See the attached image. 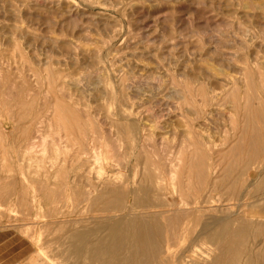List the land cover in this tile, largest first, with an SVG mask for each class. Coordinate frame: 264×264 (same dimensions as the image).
Wrapping results in <instances>:
<instances>
[{
	"label": "rangeland",
	"instance_id": "1",
	"mask_svg": "<svg viewBox=\"0 0 264 264\" xmlns=\"http://www.w3.org/2000/svg\"><path fill=\"white\" fill-rule=\"evenodd\" d=\"M246 82L264 96V0H0V264H88L107 233L95 201L119 185L171 195L174 168L190 194L217 168L227 186L245 156L232 151ZM192 158L211 168L208 181L189 172ZM245 169L243 187L251 173L263 197L264 160ZM225 203L215 199L218 215ZM234 254L229 264H245Z\"/></svg>",
	"mask_w": 264,
	"mask_h": 264
},
{
	"label": "bare ground",
	"instance_id": "2",
	"mask_svg": "<svg viewBox=\"0 0 264 264\" xmlns=\"http://www.w3.org/2000/svg\"><path fill=\"white\" fill-rule=\"evenodd\" d=\"M255 3L256 2L254 1V5L256 6L257 4ZM247 85L248 93L246 97H243L245 100L243 101L239 98L243 101H240L241 105L239 106L242 114V117L239 116V118L241 117L243 126L241 138L239 141H237L238 143L232 151L234 153L242 152L245 155L243 161L241 162L240 160L242 163L240 164L242 170L239 169V166H237L236 162H230L231 165L229 167L233 169L235 166H237L240 172L237 175H234L233 173V176L231 177L232 179L230 178L232 181L223 188L221 184L226 185V183H223V179L218 176V173H220L218 171L220 169L217 171V168H214L211 172L213 177L212 183L210 181L211 184H208L210 187H206L207 189L203 188V191L198 190L195 193L190 194H184L183 191L177 187L176 183L174 182L177 180V174L174 168H172V185L170 188H167L171 195L158 194L154 191L153 187L150 186L139 188L137 190H130L125 186L119 185L111 189V194L108 197H100L96 199L97 202L95 201V204L98 203L101 205L103 212L105 211L109 213L107 216H105V218L108 220V223H105L104 227V229L107 230V233L104 238L94 247L95 254L92 255L93 258L88 264H172L177 253H180L183 256L189 251H193L197 255H200V257H203H201L202 263L200 264H229L231 260L230 258H232L230 255L233 253H235L233 258H236V256L240 255L241 253H245V264H264V235L263 237H259V233L262 232L261 230L264 226H262V223L258 222V224H256L255 221H252V216L254 217L256 215H260L261 212L264 213V196L261 198L256 197L255 194H257V191L255 192V190L252 188L257 184V179L251 181L253 178L251 173H248V187L247 185L246 188L243 187L244 180L242 178L246 167L252 165V167L256 166L259 169L263 165L264 104L262 103H264V96L261 97V92L258 91L260 93L259 94L256 92V88L254 89V86L257 85L253 86V84H251L250 86L249 83ZM228 96L233 98L237 97L235 87L229 89V92L227 93V97ZM258 99L261 100L259 103L255 101ZM207 102H209V100ZM256 124H258L260 127H257ZM141 127L142 126H140V129ZM188 135L192 136L190 131ZM235 138L237 137L235 136ZM127 148H129V146ZM187 152H189V150H187ZM228 163L229 162H227V164ZM175 164L177 165V163H173L171 167H175ZM178 164L180 163L178 162ZM187 166L188 165H186V167ZM226 167L224 170H226ZM189 168V172L193 173L200 183L203 181L205 182L206 180L208 181L207 173L209 170H211V168L207 170L208 168L204 163L193 159V162L191 161ZM162 173L164 172L162 171ZM262 175L263 173L259 176ZM261 180L264 181L263 176L258 179L259 185L262 183ZM218 190H220V192ZM192 194L193 197L191 202L189 201V197L192 196ZM215 199H222V201L227 202L225 203L224 207L226 209H222L223 215H218L215 212L216 210L213 209V203ZM231 200H234L238 206V209L233 211L234 213L229 212V209L233 208ZM260 200H262L261 204H257ZM177 203L178 207L174 208ZM126 204L129 205L128 208H130V211H128L129 213H127L124 218L120 217L121 219L119 220L117 213L114 215L111 213L118 212L119 210L126 207ZM246 204H248V208L250 207L248 212H245L244 215H240V213L243 212L244 205ZM255 205H257L259 208L252 209V206ZM168 206H171L170 210L163 209L165 207L168 208ZM160 208L164 210L161 211V213H153L151 211L152 209H158L159 211ZM179 231L182 232L180 234L181 237L183 234L184 239L182 240V243L177 242L176 234ZM243 232L248 239H246L248 246L240 239V234ZM193 234L195 236H192ZM201 242H203V246L200 245ZM178 244H181L179 252H174L171 254L173 247H177ZM195 246H200V253H198L199 251H195ZM193 247L194 250H192ZM163 253H167L168 258L165 259V261L162 260V257V259H157ZM203 254H205V256H203ZM242 256L244 255L242 254ZM193 257H195V255H193Z\"/></svg>",
	"mask_w": 264,
	"mask_h": 264
}]
</instances>
